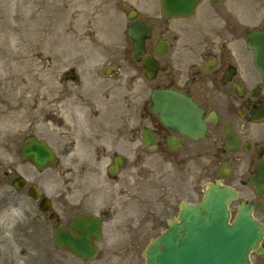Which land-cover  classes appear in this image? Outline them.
<instances>
[{
	"label": "flooded vegetation",
	"instance_id": "af4514ba",
	"mask_svg": "<svg viewBox=\"0 0 264 264\" xmlns=\"http://www.w3.org/2000/svg\"><path fill=\"white\" fill-rule=\"evenodd\" d=\"M126 2L128 13L134 8ZM202 3L193 19L174 24L139 15L151 30L142 57L132 56L133 43L128 40L131 52L111 56V65L80 71L70 86L63 75L46 77L43 83L35 80L37 86L18 100L14 156L19 158L31 139L44 142L56 162L47 173L21 168L15 177L23 176L29 185L49 186L50 174L62 179L61 198L52 201L50 211L38 210L43 190L33 202L35 233L51 234L58 218L66 224L78 214L102 223L114 218L146 222L148 161L154 156L168 172L159 179L158 219L164 221L167 211L175 212L181 159L199 158L204 164L192 176L194 187L218 179L220 171L221 184L236 192L231 216L247 204L252 219L264 227V193L250 181L264 174V82L253 66L254 52L247 47L251 33L264 32V0ZM146 59L153 65L152 81L143 66ZM154 88L190 98L203 113L204 135L193 140L165 127L150 112L149 92ZM22 190L26 193V187ZM133 233L128 228L119 232ZM258 249L261 253L253 252L250 264H264V233ZM65 258L60 255L53 262L50 257L43 264H68Z\"/></svg>",
	"mask_w": 264,
	"mask_h": 264
},
{
	"label": "rangeland",
	"instance_id": "374dc122",
	"mask_svg": "<svg viewBox=\"0 0 264 264\" xmlns=\"http://www.w3.org/2000/svg\"><path fill=\"white\" fill-rule=\"evenodd\" d=\"M115 1L116 0H93L92 6H89L88 0L85 3L82 0L81 8L83 12L77 15L67 14V12L70 11V8L61 10L63 19L55 26L54 32L51 35L59 33L62 37L51 38V44H49L48 46H44V49H32V45H19L18 47L21 48L20 54L17 55L14 60L16 61V59H18V56L20 55L21 57L24 56L23 60L25 58L27 60L31 55L33 56L36 54V57L41 60V64L45 66V60L48 56L57 55L69 58V60L71 61L69 63V66H73L75 65V62L77 60L86 57L85 55H91L97 58L98 56L104 57V54L117 53V51H120L121 53L122 47L124 46V41L122 34H120L122 32V29L117 24V20H115L117 19L116 17H118V15H110L113 13L111 11L113 9V4L115 3ZM66 3H64V5ZM26 6L27 5L25 4V0L23 2L14 0H0V13L6 14V19L4 21H2V18H0V26L4 27L8 24L13 25V15L19 16L20 14H23L25 12V9H29L32 7L31 5H28L27 7ZM44 9L45 7L42 6L41 11ZM34 10L40 12V8H38V10ZM69 18L73 21L79 19V27L72 28L69 27V25H66ZM106 19L114 20L115 24H104L103 20ZM100 25H103V27H101ZM104 28H109L110 30H106ZM90 31L94 32L92 37L89 36ZM100 35L101 38H99ZM11 36L9 37V39H7V45L5 44L7 49H5V51L12 50V46L10 45H12V42L14 41ZM15 42H18V38L15 39ZM121 42L122 46H120ZM56 44H58L57 46H59L58 50ZM59 49H61L62 52ZM1 54L2 53L0 52V55ZM5 55H9V53L5 52ZM13 55H15V52L13 53ZM87 57V60L91 61V59H89V56ZM14 60L10 61V63ZM97 60L103 61L101 59ZM13 70L14 68L11 70H3V72H1L0 74L1 124H4V120L6 119L5 115L13 116L14 105L12 106V104L16 95V86L22 85L20 84V82H25V80H28L27 76L29 74H24V76L19 77L13 85ZM38 71L40 72V70ZM11 95H13L12 99ZM7 102L9 103L7 104ZM8 132L11 131H5L3 133L8 134ZM0 133H2L1 129ZM13 162L14 160L11 157H1L0 155V178H3L2 172L4 170H7L9 168L12 169ZM3 179L4 180H0V264L3 257L9 260L5 261L4 264H7L8 262L9 264L21 263L24 262L25 259L17 253L26 247L37 246L36 244H38V241L40 239L36 238V235L31 234H27L28 236L24 239L25 234L18 233L16 225L13 229H10L11 225L9 224L11 221L19 222L18 218L14 216L12 212L13 209H15L16 207L22 210L25 208V206L21 203L16 202L14 191L5 180V178ZM189 190V187H187L186 185L182 187L181 201L196 202L198 197H195ZM5 221H7L8 224H5ZM159 235L160 234H103V240L99 244V256L97 260L93 262H95V264L97 262L98 264H123V258L127 259L132 254L129 247L134 246V252L137 253L135 255L138 257H136L137 260L135 261V256H132V264H144V260L140 257L139 254L145 249L146 245L152 239L156 238ZM25 252L30 255L31 251L25 250ZM68 261L69 264H76V262H79L78 260L70 256Z\"/></svg>",
	"mask_w": 264,
	"mask_h": 264
},
{
	"label": "water",
	"instance_id": "95a60500",
	"mask_svg": "<svg viewBox=\"0 0 264 264\" xmlns=\"http://www.w3.org/2000/svg\"><path fill=\"white\" fill-rule=\"evenodd\" d=\"M194 0H175L167 5L174 12L189 7ZM166 7V6H165ZM166 7V9H167ZM227 213L221 194H207L197 207L181 212L180 224H171V229L152 242L144 256L147 264H246L249 247L255 240L256 227L247 220L238 219L227 226ZM57 234L55 244L75 255L84 253L90 257L94 249L89 242L99 234ZM251 233V234H247Z\"/></svg>",
	"mask_w": 264,
	"mask_h": 264
},
{
	"label": "bare ground",
	"instance_id": "6f19581e",
	"mask_svg": "<svg viewBox=\"0 0 264 264\" xmlns=\"http://www.w3.org/2000/svg\"><path fill=\"white\" fill-rule=\"evenodd\" d=\"M18 2H23L24 0H14ZM61 1V0H57ZM64 1V0H63ZM38 4L39 2L45 7L44 10L40 12H35L34 9H30L29 11L24 10L23 14L13 15L14 24L13 25H6L4 27L0 26V71L2 70L3 66L8 65V61H12L18 55L21 48L19 45L29 43H36V44H43L48 45L50 44L51 38H60L62 37L59 33L55 35H51V30L48 28L50 25H56V23H60L63 19L62 14L59 13L58 6L55 5L51 7L50 0H35ZM33 4V1L31 2ZM76 6V4H75ZM0 18L2 21L6 19L5 13H0ZM80 20H74V27H79ZM8 34V35H7ZM12 35V36H11ZM13 39L12 42V50L5 51L7 45V39L9 37ZM18 38V42H15V39ZM31 40V41H30ZM5 52L9 53V55H5ZM15 52V55L13 53ZM6 60V61H5ZM19 66H27V63L17 62Z\"/></svg>",
	"mask_w": 264,
	"mask_h": 264
}]
</instances>
